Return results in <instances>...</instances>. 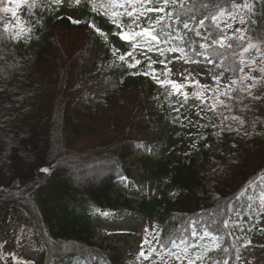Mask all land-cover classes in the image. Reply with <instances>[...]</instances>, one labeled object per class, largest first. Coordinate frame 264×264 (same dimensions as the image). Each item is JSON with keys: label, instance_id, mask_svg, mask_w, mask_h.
<instances>
[{"label": "trees", "instance_id": "trees-1", "mask_svg": "<svg viewBox=\"0 0 264 264\" xmlns=\"http://www.w3.org/2000/svg\"><path fill=\"white\" fill-rule=\"evenodd\" d=\"M96 2L105 8L92 11L90 0H80L79 4L76 0H62L59 6L52 0H37L35 8L22 5L25 16L19 26L25 29L24 39L10 38L19 30L18 22L9 26L8 32L4 26L0 29V209L8 208L21 215L32 231L39 248L35 264H123L119 250L113 249L108 256L93 242L91 217L103 210L118 215L137 212L146 220H154L159 225L160 238L166 240L181 233L190 237L191 222L198 221L202 227L220 216L226 205H233L240 214L234 210L227 216L243 222L245 228V233L236 230L235 235L249 239L257 210L250 211L247 205L259 206L255 200L264 189V98L259 96L239 94L232 111L224 112L229 117L224 123L233 129L239 125L231 121V116L245 121L239 133L226 130L218 137L219 129L207 126L190 153L180 155L170 150L162 160L146 155L141 161L143 177L154 180L155 191L122 202L111 197L120 179H132V171L123 166L137 148L130 131L151 125V113L139 105H149L142 100V89L148 87L153 97L157 83L150 76L134 74L145 70V57L137 54L142 65L129 69L113 55V48L119 50L118 55L131 49L117 35L115 18L107 10L108 0ZM262 8L264 4L257 0L254 18L259 19ZM59 30L84 31L91 41L85 52L90 47L101 49L105 80L100 99L93 105L80 88L90 82L91 76L86 70L70 71L68 65L57 77L59 91L51 95L54 66L46 60L55 52L54 34ZM81 50L75 56L80 66ZM30 64L35 65V71ZM42 65L49 70L42 73L44 76L39 74ZM187 65L189 69L192 64ZM22 71L27 74H20ZM121 99L132 103V109L127 110ZM191 103L196 101L190 99L188 104ZM177 107L179 104L173 102L171 110ZM97 128L105 130L96 134ZM99 135L105 138L99 139ZM85 139L93 141L83 144ZM97 140L103 141L102 145L95 144ZM211 161L221 165L218 172L206 175L213 181L214 192L203 186L204 177L196 171L197 164ZM88 174L90 179L86 178ZM172 186L178 188L175 195L167 192ZM242 190L244 194L237 199ZM249 196L254 199L250 201ZM233 242L237 248H230L229 264H235L241 247L234 237H225L224 246ZM139 260L142 259L137 256ZM152 260L158 261L155 254Z\"/></svg>", "mask_w": 264, "mask_h": 264}, {"label": "snow or ice", "instance_id": "snow-or-ice-1", "mask_svg": "<svg viewBox=\"0 0 264 264\" xmlns=\"http://www.w3.org/2000/svg\"><path fill=\"white\" fill-rule=\"evenodd\" d=\"M90 2L94 12L105 8L103 3L97 4L96 0ZM256 2L257 0H108L107 10L115 18L113 23L117 27V35L131 49L118 55L119 50L113 48V55L129 69H137L142 65L143 61L137 58V54L145 57V70L134 74L150 76L161 88L170 89L168 96H176L175 102L179 104V107L173 109L176 113L179 114L180 109L192 99L197 103L190 107L197 109L196 115L201 119L208 112L222 117L223 127L211 125L219 128L216 132L218 137L226 130L239 133L245 121L239 116H231V121L239 125L233 129L231 124L224 123L229 120L224 112L232 111L235 102L240 99L239 94L247 93L251 96L253 88L264 84V8L259 19L254 18ZM259 2L264 4V0ZM52 3L59 6L62 0H52ZM76 3L79 4L80 0H76ZM21 5L32 9L37 6V0H9L8 4L0 7V11L11 13L17 19L19 30L10 34V38L17 41L25 37V29L19 26L17 16V9ZM122 17L127 19H121ZM237 24L239 26L234 27ZM4 31H9L8 24L4 25ZM96 31L104 35L99 29ZM146 53H156V56H145ZM175 61L201 67L204 82L196 78L199 73L194 75L191 71L182 70L183 65L175 69L183 79H172L174 69L169 65ZM256 72L260 75H254ZM248 81L251 83H246ZM176 119L188 120L189 117L178 115ZM200 138L203 139L202 136ZM243 194L242 190L237 199ZM248 199L251 201L254 197L249 196ZM258 199L260 208L264 209V189ZM247 207L255 211L251 203ZM225 209H221L220 216L202 227L198 221L191 222L190 237L181 233L179 237L172 236L162 240L159 232L153 228L155 235L152 240L146 238L143 241L138 257L151 261V264H157L156 260H152L153 254L159 264H229L230 248H237V243L224 246L225 237H234L235 241L240 242V247H246L251 241L235 235L236 230L245 233L243 222L227 216V212L236 210L235 206L226 205ZM236 211L239 215V211ZM251 230L249 228L247 231ZM217 252L223 255H213ZM238 252L237 249V259Z\"/></svg>", "mask_w": 264, "mask_h": 264}, {"label": "rangeland", "instance_id": "rangeland-1", "mask_svg": "<svg viewBox=\"0 0 264 264\" xmlns=\"http://www.w3.org/2000/svg\"><path fill=\"white\" fill-rule=\"evenodd\" d=\"M9 0H0V7L4 4H8ZM17 16L19 21L25 16L23 6L17 9ZM17 23V19L12 17L11 13H4L0 11V29L5 24L10 27ZM239 26L234 25V27ZM55 52L46 60L54 66V73L50 80L51 89L54 90L51 95H55L59 91V86H56L59 82V77L66 69L67 65L69 70H73L75 73H80L86 70V73L90 77V82H84L80 85V88L86 92L85 97L90 98L89 104L93 105L94 101L99 100L101 96V85L105 80V73L102 70V66L105 63L100 60L102 52L101 49L92 48L85 52L86 45L90 44L89 35L84 31H61L55 33ZM68 47H72L68 51ZM81 50V58L78 64L76 55H79ZM57 50V51H56ZM85 52V53H84ZM171 56V55H169ZM155 58V56H153ZM69 62V64H68ZM97 63V65H96ZM79 65V66H78ZM183 65L182 70L191 71L196 78L204 82L203 69L195 64H192L189 69L187 64H183V61H175L169 67L174 69V75L172 79L182 80L183 77L175 69L180 68ZM32 71H35L34 64H30ZM160 67L159 65H156ZM8 70V69H7ZM52 70V69H51ZM9 71V70H8ZM49 71L46 66H41V73ZM11 74V72H10ZM20 74H27L22 71ZM44 76V74H42ZM226 75H232L226 73ZM254 75L259 76L260 73L256 72ZM210 79V78H209ZM12 82V80L10 81ZM23 82V81H22ZM21 82V83H22ZM246 83H251L250 81ZM15 87V83L13 84ZM170 89L161 88L158 84L155 86V94L150 95L151 90L148 87L142 89V100L149 102V105H139L142 110L145 108V112L151 113L149 118L151 119V125L144 130L132 129L130 131V137L135 139L137 148L129 155L124 161L123 166L132 171V179L126 180L120 179L116 187L111 193L113 199L119 198V202H122L125 198L142 197L145 193H151L155 191V182L151 179L143 177V166L141 161L144 160L146 155H151L156 160H162L164 155L173 150L175 154L185 155L192 152L196 148V140L199 137L202 129L201 125H219L221 124L222 117L214 115L211 112L205 114L204 118L196 115L197 109L190 107L195 103L186 105L179 114H176L171 110L173 102L177 100L176 96L169 97L168 91ZM191 91L192 89H187ZM252 95L264 98V84L257 85L253 88ZM129 96V95H128ZM130 97V96H129ZM154 100V101H153ZM120 102L125 106L127 110L132 109V103L126 102L121 99ZM197 103V102H196ZM76 106V102L74 103ZM54 107V104H53ZM189 117L188 120L176 119L177 116ZM225 115V113H224ZM131 117V115L129 116ZM60 119H62L60 117ZM218 130V127H212ZM51 131L53 127L49 128ZM96 134L104 128H97ZM263 130V129H262ZM99 139H104L102 135L98 136ZM93 141L92 139H85L82 143ZM101 140H97L95 144L102 145ZM221 168V165L216 161L205 162L196 165V171L198 176L204 177L202 180L203 186L213 191V181L209 175L211 172ZM93 177V176H92ZM86 178L90 179L88 174ZM95 181V179L93 180ZM18 185H14L17 187ZM169 195H175L178 192V188L172 186L167 190ZM261 195V192L258 193ZM255 202L259 204L255 205L253 209L257 210V216L254 221V231L249 238L251 241L246 247L239 249V259L236 258L235 264H264V209L260 208V201L256 199ZM254 204V203H253ZM250 211L252 209H249ZM91 227L93 242L102 249L105 250L109 256L113 254V249L119 250L123 264H151V262L139 260L136 261L141 250V244L147 238L152 240L155 233L152 229L155 228L159 231V225L154 220H146L144 217L139 216L137 212L131 214L118 215L115 212L103 210L98 214H93L91 217ZM147 230V231H146ZM153 243H155L153 241ZM147 251V246H145ZM237 253V252H236ZM15 257V258H14ZM39 257V248L34 242V235L29 227L25 224L21 215L14 213L11 209H0V262L7 264L10 262H22L25 264H35ZM237 257V254L235 255ZM159 264V261H157Z\"/></svg>", "mask_w": 264, "mask_h": 264}]
</instances>
